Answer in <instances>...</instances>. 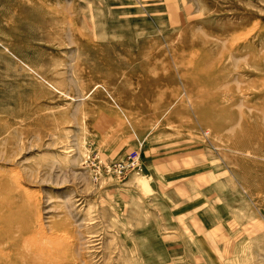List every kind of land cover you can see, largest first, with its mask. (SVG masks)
I'll use <instances>...</instances> for the list:
<instances>
[{
  "label": "rangeland",
  "instance_id": "obj_1",
  "mask_svg": "<svg viewBox=\"0 0 264 264\" xmlns=\"http://www.w3.org/2000/svg\"><path fill=\"white\" fill-rule=\"evenodd\" d=\"M0 197L74 264H264V0H0Z\"/></svg>",
  "mask_w": 264,
  "mask_h": 264
},
{
  "label": "bare ground",
  "instance_id": "obj_2",
  "mask_svg": "<svg viewBox=\"0 0 264 264\" xmlns=\"http://www.w3.org/2000/svg\"><path fill=\"white\" fill-rule=\"evenodd\" d=\"M1 187H3V185H1ZM30 194L32 195L31 192ZM1 200L0 264H74L73 262H69L68 258L64 255L65 252H68V247H66L65 244L61 245L62 240L55 236V234L53 237H50L51 239L48 240L46 244H41L40 239L38 238L40 237V225L37 227V231L35 230L37 233H34V231L32 232L31 230L27 232L25 228L28 226L27 225L21 228V233H18L20 234L19 236L16 235L13 237V233L17 231V229L14 230L15 227L13 228L12 225L13 218L11 216L12 213L10 214L12 205L10 206V204H4ZM33 206H35V204ZM19 224H21V222ZM29 228L30 227L28 226L27 229Z\"/></svg>",
  "mask_w": 264,
  "mask_h": 264
},
{
  "label": "built area",
  "instance_id": "obj_3",
  "mask_svg": "<svg viewBox=\"0 0 264 264\" xmlns=\"http://www.w3.org/2000/svg\"><path fill=\"white\" fill-rule=\"evenodd\" d=\"M133 162V161H132Z\"/></svg>",
  "mask_w": 264,
  "mask_h": 264
}]
</instances>
